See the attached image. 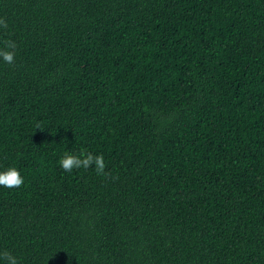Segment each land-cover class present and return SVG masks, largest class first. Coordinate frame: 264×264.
Returning a JSON list of instances; mask_svg holds the SVG:
<instances>
[{
	"label": "trees",
	"instance_id": "16d2710c",
	"mask_svg": "<svg viewBox=\"0 0 264 264\" xmlns=\"http://www.w3.org/2000/svg\"><path fill=\"white\" fill-rule=\"evenodd\" d=\"M7 41L0 252L264 264V0H0Z\"/></svg>",
	"mask_w": 264,
	"mask_h": 264
},
{
	"label": "clouds",
	"instance_id": "9594fccd",
	"mask_svg": "<svg viewBox=\"0 0 264 264\" xmlns=\"http://www.w3.org/2000/svg\"><path fill=\"white\" fill-rule=\"evenodd\" d=\"M15 48L14 41H7L5 47L0 48V60L7 64H13L15 62ZM58 164L64 171L69 173L74 169L86 170L94 165L97 174H103L106 168L103 155L94 156L84 150H81L78 154L65 152ZM23 183L24 177L18 168L10 166L6 170L0 171V186L11 189L18 188ZM0 264H20V261L15 255L3 251L0 252Z\"/></svg>",
	"mask_w": 264,
	"mask_h": 264
}]
</instances>
